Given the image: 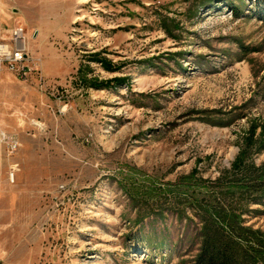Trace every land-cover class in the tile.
<instances>
[{
    "label": "rangeland",
    "instance_id": "obj_1",
    "mask_svg": "<svg viewBox=\"0 0 264 264\" xmlns=\"http://www.w3.org/2000/svg\"><path fill=\"white\" fill-rule=\"evenodd\" d=\"M3 1L42 72L0 86V264H194L232 211L264 239V0Z\"/></svg>",
    "mask_w": 264,
    "mask_h": 264
},
{
    "label": "trees",
    "instance_id": "obj_2",
    "mask_svg": "<svg viewBox=\"0 0 264 264\" xmlns=\"http://www.w3.org/2000/svg\"><path fill=\"white\" fill-rule=\"evenodd\" d=\"M214 217L216 232L212 237L200 234L202 242L194 264H264L263 235L240 225L233 211Z\"/></svg>",
    "mask_w": 264,
    "mask_h": 264
},
{
    "label": "built area",
    "instance_id": "obj_3",
    "mask_svg": "<svg viewBox=\"0 0 264 264\" xmlns=\"http://www.w3.org/2000/svg\"><path fill=\"white\" fill-rule=\"evenodd\" d=\"M26 30L14 26L8 35L0 36V86L1 73L6 69L15 73L20 79H27L31 73L41 74L38 58L30 61Z\"/></svg>",
    "mask_w": 264,
    "mask_h": 264
},
{
    "label": "crops",
    "instance_id": "obj_4",
    "mask_svg": "<svg viewBox=\"0 0 264 264\" xmlns=\"http://www.w3.org/2000/svg\"><path fill=\"white\" fill-rule=\"evenodd\" d=\"M16 26V25H15ZM12 26L10 15L7 11L6 5L3 0H0V36L7 35L6 32H10ZM9 79V72L8 70L4 69L1 73V84L3 81H8ZM1 90V89H0ZM0 98H1V91H0Z\"/></svg>",
    "mask_w": 264,
    "mask_h": 264
}]
</instances>
